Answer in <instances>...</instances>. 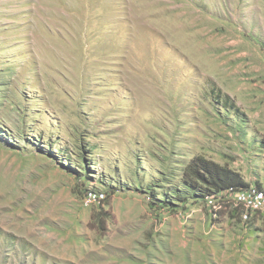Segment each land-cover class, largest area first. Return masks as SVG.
Masks as SVG:
<instances>
[{"label":"rangeland","instance_id":"1","mask_svg":"<svg viewBox=\"0 0 264 264\" xmlns=\"http://www.w3.org/2000/svg\"><path fill=\"white\" fill-rule=\"evenodd\" d=\"M195 156L264 188V0H0V264H264Z\"/></svg>","mask_w":264,"mask_h":264},{"label":"trees","instance_id":"2","mask_svg":"<svg viewBox=\"0 0 264 264\" xmlns=\"http://www.w3.org/2000/svg\"><path fill=\"white\" fill-rule=\"evenodd\" d=\"M219 94H221V91L217 93L218 97ZM221 101L226 103L229 101V97L225 96ZM184 179L187 185L198 193L197 197L207 198L209 196H215L218 199L230 194L233 196L230 202L237 207H242L243 213H246L245 206L242 202L235 199L233 193L248 190L252 186L246 183L243 175L235 169L203 156H195L184 170ZM256 187L260 190L264 189L261 186ZM219 195L222 196L220 197ZM111 196L109 194L106 201L110 200ZM261 215L264 217V213Z\"/></svg>","mask_w":264,"mask_h":264},{"label":"built area","instance_id":"3","mask_svg":"<svg viewBox=\"0 0 264 264\" xmlns=\"http://www.w3.org/2000/svg\"><path fill=\"white\" fill-rule=\"evenodd\" d=\"M235 199L242 202L246 208V216L250 212L264 211V189L260 190L256 186H252L250 189L245 191H239L233 193ZM90 195L86 198V202H93L96 197Z\"/></svg>","mask_w":264,"mask_h":264}]
</instances>
